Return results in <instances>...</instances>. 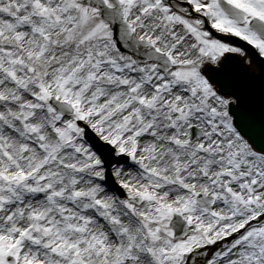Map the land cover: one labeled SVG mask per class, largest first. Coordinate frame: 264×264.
<instances>
[{
    "label": "snow or ice",
    "instance_id": "1",
    "mask_svg": "<svg viewBox=\"0 0 264 264\" xmlns=\"http://www.w3.org/2000/svg\"><path fill=\"white\" fill-rule=\"evenodd\" d=\"M0 264H264V0H0Z\"/></svg>",
    "mask_w": 264,
    "mask_h": 264
}]
</instances>
